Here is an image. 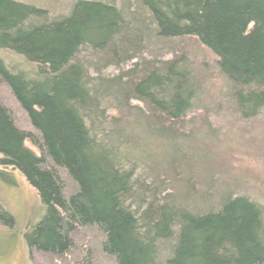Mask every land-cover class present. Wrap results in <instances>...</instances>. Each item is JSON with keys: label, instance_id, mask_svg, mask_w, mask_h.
I'll return each instance as SVG.
<instances>
[{"label": "trees", "instance_id": "16d2710c", "mask_svg": "<svg viewBox=\"0 0 264 264\" xmlns=\"http://www.w3.org/2000/svg\"><path fill=\"white\" fill-rule=\"evenodd\" d=\"M68 9L0 0V166L42 206L24 234L31 264H264V206L208 172L201 202L193 182L196 161L210 167L195 145L217 134L206 111L226 105L241 123L264 108V0ZM197 46L221 79L215 99L193 73ZM0 225H14L2 207Z\"/></svg>", "mask_w": 264, "mask_h": 264}, {"label": "rangeland", "instance_id": "374dc122", "mask_svg": "<svg viewBox=\"0 0 264 264\" xmlns=\"http://www.w3.org/2000/svg\"><path fill=\"white\" fill-rule=\"evenodd\" d=\"M17 1L47 9L53 16H58L68 13V7L75 0ZM148 48L151 54V46ZM195 48L196 54H193L192 50L189 51L191 62H195L193 73L195 72L197 77L205 79L203 96L215 99L219 90L222 91L223 88L221 79L214 69L213 58L201 47ZM149 53H146L147 55L145 54L144 57L150 58ZM4 56L10 63L22 66L26 63L21 57L7 51H4ZM206 65L208 69L206 68L205 71L203 67ZM111 70H102V74L108 75ZM195 75L193 74V76ZM205 105L210 107L209 103H205ZM223 105L225 104L223 103ZM222 110L224 114L206 111L211 128L217 130L215 140L213 142L206 140L195 145L196 153H201L202 156L203 153L208 154L210 157V167L208 168L201 160L195 162L199 166L200 177L203 180V182H199L198 175L194 170L193 182L198 190L201 189L199 192L201 202L210 198L205 195V190L202 189L203 185L208 186L209 184L207 176L204 175L205 172H208L209 179L211 176L214 179L212 185L214 183L216 186L221 184L219 185L220 190H230L231 193L237 195L244 194L264 206V108L256 118L241 123L239 120L234 121L233 118L230 119L231 121L225 119V111L228 110L226 105ZM25 145L38 153V150L29 141H26ZM149 147L151 148L153 145L150 143ZM149 147L148 149H150ZM4 169L8 171L4 172ZM0 207L10 213L14 219V225L11 227L0 225V264H31L24 234L41 219L42 206L35 190L27 184L23 176L18 171H12L11 168L2 166H0ZM199 208L201 209L198 207V210H200Z\"/></svg>", "mask_w": 264, "mask_h": 264}]
</instances>
